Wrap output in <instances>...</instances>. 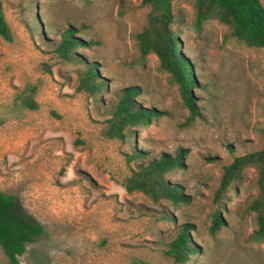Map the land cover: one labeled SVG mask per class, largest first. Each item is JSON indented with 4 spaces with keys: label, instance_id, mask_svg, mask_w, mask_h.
I'll list each match as a JSON object with an SVG mask.
<instances>
[{
    "label": "rangeland",
    "instance_id": "rangeland-1",
    "mask_svg": "<svg viewBox=\"0 0 264 264\" xmlns=\"http://www.w3.org/2000/svg\"><path fill=\"white\" fill-rule=\"evenodd\" d=\"M1 1L10 39L0 36V192L44 228L21 264H171L165 249L183 224L196 249L187 264H264L246 208L257 193L254 169L214 199L223 166L264 144V48L246 46L216 20L195 29L192 1L174 0L172 27L196 76L199 114L187 121L177 85L154 54L138 51L135 35L148 13L142 0ZM67 28L83 40L82 62L56 55ZM86 63L105 85L96 95L77 87ZM29 86L35 110L20 105ZM126 87H137L136 101L159 116L124 140L108 139L105 121ZM135 151L142 157L127 161ZM178 151L183 166L167 178L187 202L125 191L137 163ZM216 211L222 223L211 232ZM0 264H7L1 249Z\"/></svg>",
    "mask_w": 264,
    "mask_h": 264
},
{
    "label": "trees",
    "instance_id": "trees-1",
    "mask_svg": "<svg viewBox=\"0 0 264 264\" xmlns=\"http://www.w3.org/2000/svg\"><path fill=\"white\" fill-rule=\"evenodd\" d=\"M194 7L193 27L200 29L206 22L216 20L229 29L230 34L246 46L264 48V6L261 0H190ZM174 0H142L148 7L146 24L135 35L138 51L141 56L154 54L162 70L177 85L184 106L189 111L187 121L198 116L194 103L193 86L196 84L194 65L181 51L179 34L173 29ZM9 27L6 22L2 1L0 0V36L10 39ZM83 40L74 31L67 28L55 46L59 59L64 61L82 62L76 48L82 46ZM84 70L78 77V89L90 95H96L105 86L99 79L94 63L84 64ZM30 93H23L20 105L35 110L38 105L33 97L35 87L29 86ZM137 87H126L116 94L111 105L110 117L106 119L103 135L108 139L124 140L127 132L133 127L149 124L159 116L153 108L141 106L136 97ZM264 136V129H263ZM141 152L135 151L127 155V161L141 158ZM184 153L174 155L161 154L147 161H140L132 168L122 181V186L129 194L140 192L152 201L165 200L173 205L187 202L181 188L170 182L167 174L183 166ZM254 169L256 173L257 193L247 204V210L255 217L256 228L251 234L254 241L264 243V144L261 149L246 152L233 157L223 166L220 183L215 191L214 199L221 201L227 189L243 172ZM166 218V216H164ZM220 214H213L210 231L214 232L221 225ZM190 226L183 224L165 249L171 264H187L190 256L195 253L190 235ZM44 234L40 224L30 221L16 210L15 196L0 192V249L7 259V264H21L19 256L25 251L26 245ZM134 264H150L137 260Z\"/></svg>",
    "mask_w": 264,
    "mask_h": 264
}]
</instances>
